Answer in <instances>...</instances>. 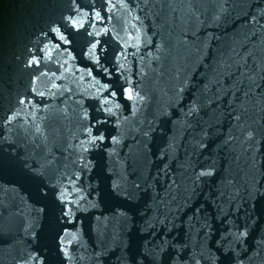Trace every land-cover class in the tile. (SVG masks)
<instances>
[{"label": "water", "instance_id": "obj_1", "mask_svg": "<svg viewBox=\"0 0 264 264\" xmlns=\"http://www.w3.org/2000/svg\"><path fill=\"white\" fill-rule=\"evenodd\" d=\"M78 3L37 69L71 0H0V264H264V0Z\"/></svg>", "mask_w": 264, "mask_h": 264}, {"label": "snow or ice", "instance_id": "obj_2", "mask_svg": "<svg viewBox=\"0 0 264 264\" xmlns=\"http://www.w3.org/2000/svg\"><path fill=\"white\" fill-rule=\"evenodd\" d=\"M94 3L95 0H91V3L89 4V7L93 8V11H94ZM71 4H72L73 14H69L65 16L60 25L50 26L47 32H43V31L41 32V36L43 37V39L41 40L40 45L37 46L35 52L32 49L29 50V59L26 62L27 67L39 69L41 60L45 58L50 59L52 52L54 50H59L61 48V45H65V46L72 45L74 43V40L71 39L70 37H73L74 35L78 34L81 29H84L87 36L89 37H95L96 35H99L98 32L94 33L87 31L86 25L89 27L92 26L91 20L87 19L86 14L81 13V5L78 3V0H71ZM95 18L100 20L104 19L103 15L99 11H95ZM99 45H100L99 41L89 40L88 51L86 53L90 58L94 59L97 64L100 63L99 58L97 56V50L99 48ZM65 50L67 49L65 48ZM36 52H39L41 55L38 56ZM40 75H47V73L41 71ZM34 80L38 81L39 76L34 77ZM102 87L107 88L108 86L102 85ZM31 91L36 92V89L32 88ZM122 91L127 100H133L136 96H138V94H135L134 96V89L131 86L123 88ZM38 95L43 96L44 93L40 92L38 93ZM109 95L115 97L116 92H110ZM24 102H25L24 100L20 101V103H24ZM104 103L107 104L109 103V101L105 99ZM117 107H119V105H117ZM104 111L109 113L110 115L113 114L112 109L110 107L104 108ZM12 118L13 117H8L7 118L8 122H11ZM89 135H91L90 132ZM112 139L113 142H116L115 137H113ZM97 140L103 141L104 136L103 135L93 136L88 141V143L91 145H95ZM209 174L210 173H205V172L201 173V175H209ZM53 187L56 188L54 195H55V200L58 202L57 207L59 208L61 214L59 218L67 221L68 223H71L72 218L74 216L73 205H75L77 209H79V200L72 199L71 193H69L68 191L63 190L62 188H59L55 185ZM63 231H64V236L63 237L58 236L60 245L64 244V239L68 236H72L73 239L76 238L75 234L69 233L66 228L63 229ZM246 235H247L246 231L239 232L236 238L239 240L245 237ZM61 251L65 252V255H67L64 248H61Z\"/></svg>", "mask_w": 264, "mask_h": 264}]
</instances>
